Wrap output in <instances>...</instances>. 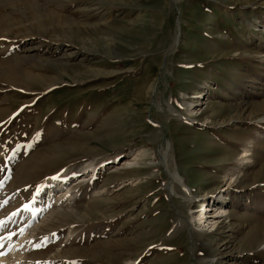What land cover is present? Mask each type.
<instances>
[{
    "label": "rangeland",
    "instance_id": "374dc122",
    "mask_svg": "<svg viewBox=\"0 0 264 264\" xmlns=\"http://www.w3.org/2000/svg\"><path fill=\"white\" fill-rule=\"evenodd\" d=\"M262 115L264 0H0V248L264 264Z\"/></svg>",
    "mask_w": 264,
    "mask_h": 264
},
{
    "label": "bare ground",
    "instance_id": "6f19581e",
    "mask_svg": "<svg viewBox=\"0 0 264 264\" xmlns=\"http://www.w3.org/2000/svg\"><path fill=\"white\" fill-rule=\"evenodd\" d=\"M185 101V100H184ZM185 103V102H184ZM188 104H189V101H188ZM187 104V105H188ZM190 105V104H189ZM189 107V106H188ZM187 109V108H186ZM170 110L174 111L175 110L173 108H171ZM176 113V117L177 118H180L182 120H184L185 122H197V120H194L195 116L194 117H191V116H182L180 113L178 112H175ZM174 114V113H173ZM189 114V113H188ZM252 122H254L255 124L256 123H263L264 122V115L262 116H259L257 118H255L254 120H252ZM170 148V144L169 142L165 144V151L167 149ZM162 151V150H161ZM164 151V150H163ZM247 151V150H245ZM167 153V152H166ZM246 153V152H245ZM136 157H138V155H135L132 159H131V163L129 162L128 164H132V163H137L135 162L136 161ZM246 158V157H245ZM174 161V160H173ZM173 161H170V164L169 165H166L165 164V171H166V174L169 176L170 180H169V191L170 193H175V187L176 189H180L181 192L183 191V193H186L189 195V188L188 186L184 183V180H183V177L179 174L178 170H177V167H176V164L175 162ZM168 162V160H167ZM232 179V175L229 176V181H228V185L230 183ZM60 183V182H59ZM57 185V184H56ZM53 186V185H52ZM58 187V185H57ZM56 187V188H57ZM254 187V186H253ZM252 187V188H253ZM58 188H61V187H58ZM177 189V190H178ZM66 192V191H65ZM220 192V191H219ZM58 193H59V199H62L65 195L63 194V189H59L58 190ZM227 194H219L218 198L220 199V202H222L223 199H225V196ZM193 197H189L188 196V199L190 201V199H192ZM214 207V203L211 204L209 206L208 205H205L202 207L201 209V213L197 216V221H200L201 220V225L202 226H205L206 228H211L213 227L216 223H217V217L220 216L223 212L222 210V207L221 206H218L216 208H213ZM58 207V206H57ZM54 209V208H53ZM51 212H54V210H52ZM49 214V213H48ZM47 214V215H48ZM51 216V215H50ZM48 218V217H46ZM32 220V219H31ZM39 220V219H38ZM2 224V223H0ZM31 226V223H29L27 226H25L24 229H22L21 231V234H22V238L20 241L22 242H19V243H13L12 245L10 246H6L4 249L3 247L0 248L1 249V253H3L2 255L0 254V264H27V262L25 263V259L24 257L26 256L25 253H26V244L24 243V241H26V236L29 234V228ZM33 230V228H32ZM196 230V228L192 229V233H194ZM20 232V231H19ZM23 232V233H22ZM263 240V239H262ZM264 241V240H263ZM262 241V242H263ZM1 243V242H0ZM1 246V245H0ZM4 251V252H3ZM5 255V256H3ZM212 261V260H211ZM218 264V263H217Z\"/></svg>",
    "mask_w": 264,
    "mask_h": 264
},
{
    "label": "snow or ice",
    "instance_id": "6c2138e0",
    "mask_svg": "<svg viewBox=\"0 0 264 264\" xmlns=\"http://www.w3.org/2000/svg\"><path fill=\"white\" fill-rule=\"evenodd\" d=\"M73 264H75V262H73Z\"/></svg>",
    "mask_w": 264,
    "mask_h": 264
}]
</instances>
